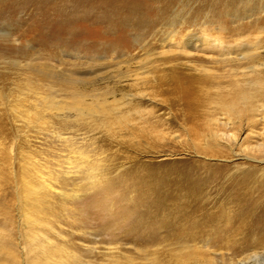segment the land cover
Returning <instances> with one entry per match:
<instances>
[{
    "label": "rangeland",
    "instance_id": "obj_1",
    "mask_svg": "<svg viewBox=\"0 0 264 264\" xmlns=\"http://www.w3.org/2000/svg\"><path fill=\"white\" fill-rule=\"evenodd\" d=\"M177 82L205 115L249 91L259 117L264 0H0V264L262 263L264 226L235 224L264 198L240 211L231 191L248 178L260 197L264 154L246 127L255 160L204 159L184 136L160 148L180 116L161 88Z\"/></svg>",
    "mask_w": 264,
    "mask_h": 264
},
{
    "label": "bare ground",
    "instance_id": "obj_2",
    "mask_svg": "<svg viewBox=\"0 0 264 264\" xmlns=\"http://www.w3.org/2000/svg\"><path fill=\"white\" fill-rule=\"evenodd\" d=\"M208 43H211V42H208ZM216 43L218 44L219 42H216ZM215 46H216V44H215ZM241 47H243L245 49V47H247V46H241ZM237 49H239V48H237ZM247 53H248V51H247ZM251 53H252V51H251ZM243 56L244 55H242V57ZM166 86H167V88L165 90H163L161 88V92L164 95L167 94V97H169V98L164 102L163 105L170 110L172 109L173 104L175 106L177 105V107H178L177 111L178 112H176V114L179 113L180 116H179V119L178 118L176 119V117H175V119L177 120V123H178V127L176 129H174V128L172 129L169 126L170 125V123H168L169 120H167V118H164L165 123L169 124V125L167 127H165V130L162 129L159 131L158 137H161V140H160L161 144L159 145L160 148L163 149V147H165L167 145L168 142H165V140H166L165 138L168 135H171L172 138L177 139V140H179L180 137L184 136V138H186V140L189 142V144H191V146L195 149V152H197V154L204 159H213V160L218 159V158L227 159V158L232 157V156H235V157L240 156L244 159L246 158V159L255 160L256 158L254 159L253 157H251L247 154H241V151H243L244 149H246V150L251 149L249 144H247L246 146L244 145V147L238 146V144L239 145L241 144L240 133L244 129V127H246L248 130V133L252 134L253 138L256 139L254 142L256 143L257 150L260 151V153L264 154V104H260L255 109H253V111L259 112V114H260L259 117H257L256 115H253V114H250V115L246 114L245 115V112L247 109L246 105H247L248 101L251 100V95H250V93H248L249 91L246 92L244 90H242V91L240 90L241 92H239L237 95L229 97L226 102H223L220 105L221 116H214L215 114L209 110L210 107L209 108L207 107V109H206L209 112V114L205 115V112L202 111V107L206 105V101L201 98V96L198 92V87H196L195 84L188 83V82H185V83L177 82V83L167 84ZM248 86L252 89L258 90L260 88H264L263 87L264 83L262 84L261 82H252ZM241 104L243 105L244 108L241 107ZM212 105H214V104H212ZM212 105H210V106H212ZM88 111H89V113L96 114V115H102V114L104 115V112H105V111H101L100 109L98 110L97 108H92V109H89ZM242 115H244L245 119H246L244 121V124L242 123L243 122ZM121 117L122 116H120V118ZM103 118H104V116H103ZM178 120H180V121H178ZM259 125H260V128L258 127ZM256 128H259V132L255 130ZM259 140H262V141L259 142ZM172 144H173L172 146H167L168 149H173V146L175 145V143L173 142ZM235 144H237V146L239 148H238V150L234 151L233 146ZM168 149H166V150H168ZM167 155L171 156V155H173V153L167 154ZM175 161L176 160L173 159L170 162H175ZM188 162H198V163H196V165L199 168L206 166V164L204 163L206 161H204V160L189 159ZM188 178L197 179L198 176H197V174H194L193 172L192 173H184V174H182V177H180L178 179L174 178L175 180L172 179V180L165 181L166 188H172L173 186H179V185L180 186L183 185V186H181L182 188L185 186L188 187V184L186 181ZM202 178L208 179L210 177L208 176V177H202ZM142 179H145V178L141 177V180ZM248 184H249L248 178H246L239 183V185L237 186L236 189L233 188L231 191V193H232L231 199L237 205H239L240 211L241 210H245V211L251 210L254 206L256 207V205L259 203L258 200L260 198H262V197L264 198V190H262L258 193V195H260V197L255 201L254 197H251L250 194L255 192V191L257 192V190H255V191L252 190V187H250ZM225 193H226V191H225ZM226 195H228V194H226ZM230 208H232V207H230ZM250 213H252V211ZM244 216H246V215H244ZM209 217H211V216H209ZM228 217H229V220L232 218L230 215ZM238 217H239V215H238ZM247 217L250 218V221L245 217L242 220L240 218L239 223L235 224L236 225L235 230H239V231L243 230V231H241V232H243V235H245L244 234L245 231H246L245 232L246 235H247V233L249 234V232L254 229L253 226H255V225H256L255 226L256 228H261L264 226V216H262L258 213L256 214V212H255L254 214H249ZM251 221L252 222L255 221V222L249 223ZM211 222H213V221L211 220ZM211 222H210V224H211ZM234 223H236V222H234ZM204 224H205V222H204ZM225 225L226 224H224V226ZM227 226H228V224H227ZM258 226H260V227H258ZM254 232H255V230H254ZM251 255L248 256L247 258L253 259V264H264V258L262 259V263H260V262L258 263V258L260 257L258 255V253L255 255H252V256ZM261 255H263V254L261 253Z\"/></svg>",
    "mask_w": 264,
    "mask_h": 264
}]
</instances>
